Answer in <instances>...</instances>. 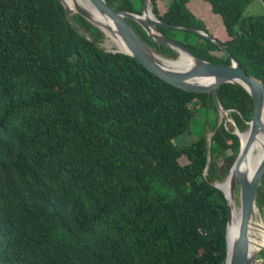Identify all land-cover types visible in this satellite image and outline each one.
Wrapping results in <instances>:
<instances>
[{
    "label": "trees",
    "instance_id": "obj_1",
    "mask_svg": "<svg viewBox=\"0 0 264 264\" xmlns=\"http://www.w3.org/2000/svg\"><path fill=\"white\" fill-rule=\"evenodd\" d=\"M105 1L141 11V0ZM200 1L225 40L188 0H150L157 19L195 30L158 32L200 59L232 57L264 86V12L243 15L252 0ZM72 16L91 38L59 0H0V264H223L226 201L214 184L238 152L233 130L247 128L248 93L219 84V118L209 92L173 86L105 50L102 32ZM126 21L154 52L177 56ZM196 114L199 134L177 141L192 135ZM255 200L264 211V172Z\"/></svg>",
    "mask_w": 264,
    "mask_h": 264
},
{
    "label": "water",
    "instance_id": "obj_2",
    "mask_svg": "<svg viewBox=\"0 0 264 264\" xmlns=\"http://www.w3.org/2000/svg\"><path fill=\"white\" fill-rule=\"evenodd\" d=\"M59 1L67 15L78 14L103 33L99 24L91 20L82 8L75 6L71 11H68L61 0ZM88 1L101 15L111 21L115 34L119 36L127 49V51L115 49L111 50L112 52L130 55L151 73L173 86L186 91L209 92L218 111L219 118L222 117L223 113H226V110L219 105L216 97L215 88L219 84H238L248 93L252 109L247 128L243 131L245 140L241 143L238 134L240 131L235 128L233 133L238 138L239 148L224 179L228 180L227 188L222 190L219 185L220 182L214 184L216 188L221 190L226 201L227 218L224 233L225 257L223 264H248L260 249H264L263 246H259L251 239L250 233L253 207L256 206L258 208L255 193L264 172V154L249 175L240 171L239 165L255 135L258 132H264V86L262 82L242 70L232 57H230L229 64L213 63L200 59L194 56L185 46L162 35L158 32V26L195 30L191 27L165 23L157 19L151 12L150 0H141V11L139 13L114 9L105 0ZM147 11L151 17L146 16ZM127 18L138 24L149 39L156 44L170 47L177 53V56L175 58H166L154 52L127 23ZM197 32L207 36L214 44L226 52V48L220 41L204 32ZM235 185H237L236 196L239 214L237 230L228 241V226L231 223L230 204L233 201L235 203Z\"/></svg>",
    "mask_w": 264,
    "mask_h": 264
},
{
    "label": "bare ground",
    "instance_id": "obj_3",
    "mask_svg": "<svg viewBox=\"0 0 264 264\" xmlns=\"http://www.w3.org/2000/svg\"><path fill=\"white\" fill-rule=\"evenodd\" d=\"M63 5L66 7L68 11H71L75 6L82 8L103 30L104 35L116 46V49L121 51H127L125 45L119 38L117 34H115L113 30V26L111 21L105 16L101 15L88 0H61ZM146 16L151 17L150 13L147 11ZM110 44V43H109ZM115 49V48H114ZM239 137L241 143L245 140V133L239 132ZM264 154V132H258L252 140L251 145L246 151L243 159L240 162L239 169L247 173L248 175L253 172L262 155ZM222 190L227 188L228 180H223L219 183ZM238 207L236 204L231 202L230 204V217L231 223L228 226V241L231 236L237 230V221H238ZM251 224L252 229L251 239L256 242L259 246L264 247V223L262 221L261 214L256 206L253 207V212L251 216Z\"/></svg>",
    "mask_w": 264,
    "mask_h": 264
},
{
    "label": "rangeland",
    "instance_id": "obj_4",
    "mask_svg": "<svg viewBox=\"0 0 264 264\" xmlns=\"http://www.w3.org/2000/svg\"><path fill=\"white\" fill-rule=\"evenodd\" d=\"M191 4H189L188 6L190 7L191 12L197 16L198 18L202 19L205 27L207 28V30L209 32H211V34L217 38H219L220 40H225L227 37L224 34V32L222 31V27L221 24L219 23V20L217 18V16L211 15L208 11V7L205 3H203L200 0H188L189 2H192ZM162 3H160V7H162ZM135 7H137L135 5ZM141 9V5L140 8ZM264 12V0H252V2L250 4H248L244 10H243V15H255V14H260ZM74 14H68V19L70 21L71 24H73L76 28H78L77 30L81 33H84L88 38H91V36L86 33L83 32L78 25L76 24V22L73 19ZM103 35L101 36L100 39L97 40V45H99L100 47H103L105 50L107 51H111V50H115L116 46L114 45V43H112L105 35L104 33H102ZM110 43V44H109ZM115 48V49H114ZM225 113L222 114V116H224ZM202 113H201V118H202ZM226 120H229V118H225ZM200 115L196 114L192 117V127H191V134L190 133H183L181 135H179L177 137V141L181 142V143H187L191 140H193V136L196 137L199 134V131L201 130V124H200ZM209 135V134H208ZM207 135V136H208ZM232 164V163H231ZM221 165V164H220ZM231 166V165H230ZM229 166V168H230ZM228 168V170H229ZM228 172V171H227ZM225 179V178H224ZM222 182V181H221ZM219 183V182H216ZM235 199H237L236 196V192H235ZM236 206L238 207V201L235 202ZM259 210V208H258ZM259 213L261 214L262 217V221L264 223V211L259 210Z\"/></svg>",
    "mask_w": 264,
    "mask_h": 264
},
{
    "label": "built area",
    "instance_id": "obj_5",
    "mask_svg": "<svg viewBox=\"0 0 264 264\" xmlns=\"http://www.w3.org/2000/svg\"><path fill=\"white\" fill-rule=\"evenodd\" d=\"M248 264H264V257L260 254H256Z\"/></svg>",
    "mask_w": 264,
    "mask_h": 264
}]
</instances>
